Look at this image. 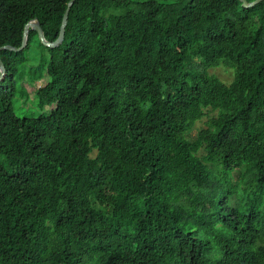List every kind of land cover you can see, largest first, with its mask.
Returning <instances> with one entry per match:
<instances>
[{"label": "trees", "instance_id": "1", "mask_svg": "<svg viewBox=\"0 0 264 264\" xmlns=\"http://www.w3.org/2000/svg\"><path fill=\"white\" fill-rule=\"evenodd\" d=\"M71 1L0 0V47ZM0 59V264H264V1L78 0Z\"/></svg>", "mask_w": 264, "mask_h": 264}, {"label": "rangeland", "instance_id": "2", "mask_svg": "<svg viewBox=\"0 0 264 264\" xmlns=\"http://www.w3.org/2000/svg\"><path fill=\"white\" fill-rule=\"evenodd\" d=\"M30 67L31 63L27 64L25 67L26 75L18 79L19 89L13 101L15 111L21 117H46L50 114L53 107L41 108L39 106L37 90L49 83L50 77L48 76L47 72L44 71L43 77L40 80L32 81L28 75ZM209 71L211 74L217 76L226 84H230L235 77L234 69L226 66L225 64H221L220 66L212 68ZM203 125V122L198 123L194 131L195 135L197 134V131L203 127Z\"/></svg>", "mask_w": 264, "mask_h": 264}, {"label": "water", "instance_id": "3", "mask_svg": "<svg viewBox=\"0 0 264 264\" xmlns=\"http://www.w3.org/2000/svg\"><path fill=\"white\" fill-rule=\"evenodd\" d=\"M77 1L78 0H72L70 2L69 8H68V10H67V12L65 14V17H64V21H63V25H62L60 36H59V38H58V40L56 42L48 41L47 38H46V35H45V31H44L42 25L40 24V22L38 20H35V21L32 20L26 26L24 42H23L22 46L21 47H15L13 45H4L3 47H0V52L3 49L16 50V51L24 50L27 47L31 29H33V30H35V31H37L39 33L40 39L42 40V42H43V44L45 46L50 47V48L59 47L65 41L66 32H67V26L69 24L70 12H71V9L73 8V6L75 5V3ZM241 1L243 3V7L251 8V7H254V6L260 4L264 0H255V1H252V2H248L246 0H241ZM5 74H6V66H5L4 62L0 59V82L2 81V78L5 76Z\"/></svg>", "mask_w": 264, "mask_h": 264}]
</instances>
